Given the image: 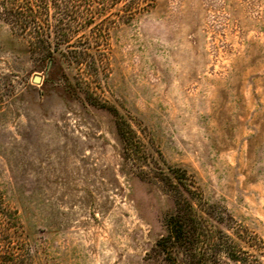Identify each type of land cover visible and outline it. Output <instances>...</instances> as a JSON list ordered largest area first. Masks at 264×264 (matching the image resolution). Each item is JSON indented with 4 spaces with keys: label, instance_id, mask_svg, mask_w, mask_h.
<instances>
[{
    "label": "rangeland",
    "instance_id": "rangeland-1",
    "mask_svg": "<svg viewBox=\"0 0 264 264\" xmlns=\"http://www.w3.org/2000/svg\"><path fill=\"white\" fill-rule=\"evenodd\" d=\"M86 3L93 22L74 44L88 52L70 65L0 20V192L24 264L160 261L173 201L136 175L116 116L148 164L184 168L264 264V0Z\"/></svg>",
    "mask_w": 264,
    "mask_h": 264
},
{
    "label": "trees",
    "instance_id": "trees-1",
    "mask_svg": "<svg viewBox=\"0 0 264 264\" xmlns=\"http://www.w3.org/2000/svg\"><path fill=\"white\" fill-rule=\"evenodd\" d=\"M82 2L88 0H0V20L25 38L40 59L54 61V54L59 53L62 61L70 65L81 62L88 52L86 47L74 44L84 35H77L80 28L93 22L92 17L85 16L93 13L90 4L82 9ZM115 124L124 157L138 168L136 175L160 183L173 201V211L163 220L164 233L152 249L160 256L155 264H252L253 255L239 245L229 228L220 225L224 211L204 199L193 177L184 168L163 160L149 165L144 143L127 119L116 116ZM228 219L233 221L230 216ZM15 223L16 214L3 205L0 192V264H24L28 254L13 229Z\"/></svg>",
    "mask_w": 264,
    "mask_h": 264
},
{
    "label": "water",
    "instance_id": "water-1",
    "mask_svg": "<svg viewBox=\"0 0 264 264\" xmlns=\"http://www.w3.org/2000/svg\"><path fill=\"white\" fill-rule=\"evenodd\" d=\"M33 79H34V81H36V80H38V77H37V76H35Z\"/></svg>",
    "mask_w": 264,
    "mask_h": 264
}]
</instances>
